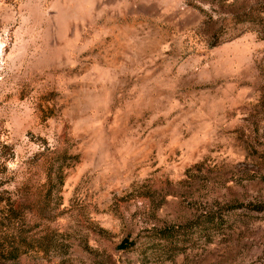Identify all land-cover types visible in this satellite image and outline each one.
<instances>
[{
	"label": "rangeland",
	"instance_id": "374dc122",
	"mask_svg": "<svg viewBox=\"0 0 264 264\" xmlns=\"http://www.w3.org/2000/svg\"><path fill=\"white\" fill-rule=\"evenodd\" d=\"M261 4L0 0V264H264Z\"/></svg>",
	"mask_w": 264,
	"mask_h": 264
},
{
	"label": "trees",
	"instance_id": "16d2710c",
	"mask_svg": "<svg viewBox=\"0 0 264 264\" xmlns=\"http://www.w3.org/2000/svg\"><path fill=\"white\" fill-rule=\"evenodd\" d=\"M243 20H249L251 21L253 24L256 25L257 27V31L260 34L261 38H264V4L261 5H257L256 10H245L243 12H240L238 14H235V21H243ZM235 35V34H233ZM231 37V35L228 36H224L222 39L218 40V39H214L210 45H215L217 43H219V41L222 40H226L229 39ZM59 173V172H58ZM59 176V174H57ZM9 205L3 210L0 208V212L1 214V218H8L10 215L9 213H13V206L11 205V203H8ZM229 208H232L234 206L232 205H228ZM253 209H264V205L262 203H253L251 206ZM4 211V212H3ZM3 224V220L1 222ZM128 244V243H127ZM11 250H8V253H10L11 255ZM7 253V254H8Z\"/></svg>",
	"mask_w": 264,
	"mask_h": 264
}]
</instances>
